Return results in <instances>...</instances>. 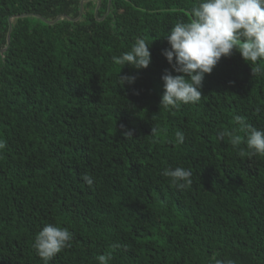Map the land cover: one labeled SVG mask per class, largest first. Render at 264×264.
<instances>
[{"label": "trees", "instance_id": "obj_1", "mask_svg": "<svg viewBox=\"0 0 264 264\" xmlns=\"http://www.w3.org/2000/svg\"><path fill=\"white\" fill-rule=\"evenodd\" d=\"M197 3L0 0V264H44L32 245L45 224L74 234L49 264H264V155L219 135L237 115L264 129V76L234 50L198 103L160 107L165 70L179 74L164 36ZM137 37L150 65L114 63ZM167 167L192 184L177 189Z\"/></svg>", "mask_w": 264, "mask_h": 264}, {"label": "clouds", "instance_id": "obj_2", "mask_svg": "<svg viewBox=\"0 0 264 264\" xmlns=\"http://www.w3.org/2000/svg\"><path fill=\"white\" fill-rule=\"evenodd\" d=\"M191 19L178 21L171 26L164 36L170 45L162 54L178 75L167 70L162 76L163 94L160 107L179 109L181 105L198 103L202 98V82L206 74L222 57L230 56L233 51L239 52L244 61L251 62L253 76H264V67L257 61L264 59V0H198L191 9ZM113 62L129 65L136 70L146 69L151 63L150 45L142 37H137L130 50L113 56ZM123 84H133L136 76H119ZM261 109L257 108V112ZM238 129L221 132V137L228 136L234 148L243 142L247 152L239 150L240 155L249 158L264 155V129H257L248 124L243 116H235ZM123 127V126H122ZM156 129H152L155 132ZM237 132H243L245 138ZM132 137V131L124 133ZM176 142H184V134L177 131ZM6 147V141L0 139V150ZM161 175L170 179L177 189H185L192 184V172L183 167H167ZM83 181L94 185V177L84 174ZM74 234L58 224H45L35 235L33 249L36 254L49 264L58 253L71 247ZM120 247V245H114ZM112 254L99 255L98 264H109ZM214 264H235L232 259H216Z\"/></svg>", "mask_w": 264, "mask_h": 264}, {"label": "water", "instance_id": "obj_3", "mask_svg": "<svg viewBox=\"0 0 264 264\" xmlns=\"http://www.w3.org/2000/svg\"><path fill=\"white\" fill-rule=\"evenodd\" d=\"M81 11H82V6H81ZM9 39V41H10V37L8 38ZM5 51V50H4ZM4 51H2V52H4Z\"/></svg>", "mask_w": 264, "mask_h": 264}]
</instances>
